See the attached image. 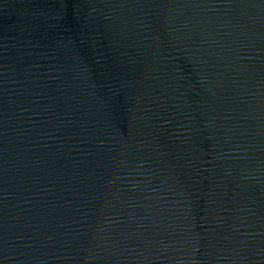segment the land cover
<instances>
[{"label": "water", "instance_id": "obj_1", "mask_svg": "<svg viewBox=\"0 0 264 264\" xmlns=\"http://www.w3.org/2000/svg\"><path fill=\"white\" fill-rule=\"evenodd\" d=\"M0 264H264V0H0Z\"/></svg>", "mask_w": 264, "mask_h": 264}]
</instances>
